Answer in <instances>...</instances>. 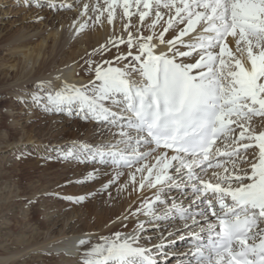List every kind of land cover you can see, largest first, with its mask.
<instances>
[{"label": "snow or ice", "instance_id": "obj_1", "mask_svg": "<svg viewBox=\"0 0 264 264\" xmlns=\"http://www.w3.org/2000/svg\"><path fill=\"white\" fill-rule=\"evenodd\" d=\"M24 6H38V0L35 5L27 0ZM88 9L85 4L81 15ZM117 9H122L128 37L109 38L93 49L100 59L86 61L88 82L65 83L59 90L39 82L30 97L45 112L75 113L119 129L116 143L73 144L58 150L61 159L135 168L129 173L131 183L135 185L140 174V189H156L154 199L143 204L149 219H137L127 232L101 236L84 251L83 264H162L156 254L164 256L167 245L143 233L146 223L168 219L184 220L187 230L200 225L201 232L208 233L207 243L194 235L190 264H264V131L256 133L247 123L253 116L264 117V0H103L91 10L96 22L103 24L106 14L113 25ZM134 16L138 27L132 23ZM86 26L81 23L77 31ZM160 46L165 50L157 51ZM218 140L224 150H213ZM160 149L173 154L153 155ZM217 156L225 157L232 170L219 161L214 165ZM150 157L154 163L148 162ZM212 167L224 170L223 175L212 174L214 183L197 172ZM88 175L95 179L94 173ZM120 175L117 172L113 181ZM185 187L192 196L188 206L174 197L170 203L163 198L166 190ZM85 198L67 199L82 203ZM157 204L164 207L158 211ZM141 212L129 211L113 224L127 229L126 222Z\"/></svg>", "mask_w": 264, "mask_h": 264}, {"label": "rangeland", "instance_id": "obj_2", "mask_svg": "<svg viewBox=\"0 0 264 264\" xmlns=\"http://www.w3.org/2000/svg\"><path fill=\"white\" fill-rule=\"evenodd\" d=\"M63 1L38 0L39 6H36V8L44 13L41 12L40 14L43 17L42 20L37 21L29 17L30 9L36 8L35 6L25 7L24 4L27 0H0V32L2 34L9 31L11 33L28 32L30 31L29 26L32 24L34 28L31 29L38 30L40 33L46 32V34H49L50 31L46 30L47 24L44 25V21L48 25H51L55 20L56 25L58 21L69 13H74L77 11V8L79 10L80 6H77L74 10H53L48 6L50 3L60 5L64 3ZM99 2H103V0ZM36 3L37 0H33V4L35 5ZM45 10L48 13L50 12V14ZM88 18L86 16L85 19H81L82 23L87 22V26L84 29H88L89 27L90 21ZM113 29L114 26H112ZM82 32L81 34L85 33L84 31ZM73 39L76 40V38ZM232 49L235 52L234 45ZM5 55L6 53L1 51L0 57L3 58ZM20 58V55L16 56L17 60ZM30 65L32 66V63ZM67 65H71V63ZM8 71L11 73L13 69L11 70L10 68ZM7 77L9 84L13 82V85H15L17 83L15 81L16 79L12 78V75H8ZM85 82L87 83V81H84V84H86ZM37 85L31 86V88L26 90L23 100H20V97L16 94L8 95V92L5 93L4 91H2V93L4 92L3 94H0V100L4 103L0 105V123H3L0 124V256L1 254L18 252V247L25 248L38 242L35 245V249H28L29 251L27 250L15 264H50L56 260L68 261L72 255L68 256V254H64L63 252L54 251L50 247L51 243L59 240L61 238L59 235L64 233H67V235H76L80 232L87 235V238L90 240L95 238L100 235V232L109 229L108 227L110 226L108 224L100 228V230H94L96 216L101 212L108 213L111 210L115 211L114 209L118 208V205H125L126 202L129 203L128 208H133V211L137 208L142 209L138 217L130 218L126 222L128 223L129 229L134 226L137 219L147 221L148 218L143 220L145 216L143 215V204L146 200L154 199L153 194L156 191V189L149 188L147 185L143 189L139 188L140 174H137L136 184L133 185L131 183L129 173L135 171V168L117 169L109 163H81L77 160L61 159L58 150H66L73 144H89L93 147L98 145L102 146L111 144L110 137L116 142L120 139L116 135L119 129L107 124L97 123L93 120L86 121L75 113L74 115H68L65 113L56 114L45 112L42 108L33 104L30 99L31 95L38 91ZM59 89L60 87L51 88V90ZM46 90H48L47 87ZM259 118L260 116H253L251 121L247 122L248 126H252V123L257 122ZM90 127H93L92 134L87 138L85 134L89 131ZM29 137L31 139L28 141ZM9 140L10 142L8 144H2L4 141ZM119 147L124 146L119 145ZM143 150L145 151L146 149ZM156 154H158V151L153 155ZM148 162L154 163L151 157ZM25 166H31L34 170L26 178L21 175L24 172L22 170L26 168ZM138 166L136 165V167ZM90 172L95 174V179L89 177L88 173ZM117 172L122 173V175L113 181V177ZM204 172L215 179L212 175L214 171L204 170ZM216 173L224 174L223 168ZM109 181H113V183L106 189L104 186ZM173 190H179L185 194L189 192L191 194L187 187L182 190L171 189L170 191ZM170 191H165L163 194L164 199L172 195L173 192L171 193ZM90 193L92 194L91 196H89ZM185 194L182 195L185 196ZM79 196L86 197L82 203H72L67 199L68 197ZM169 202H171V199H169ZM157 206L158 204L155 205L156 209ZM31 214L40 218L50 217L51 222L46 228H40L37 224H34V221H32L31 225L30 223L27 224ZM122 216H124L123 210L120 211L118 217L122 218ZM118 217L113 221H116ZM210 218L211 216H209ZM52 219H55V221L53 222ZM197 219L201 223L204 222L200 217H197ZM188 223L191 224V220ZM157 224L159 225L158 228L156 227ZM184 224V220H179V222L174 220L172 225L165 227L162 226L161 221L146 223L144 232L153 231L157 233L158 238L163 234V239H165L171 237L168 236L169 232L180 234L186 231L187 229H184ZM179 225L182 227H179ZM7 226H10L11 229L8 230L6 228ZM198 226L200 225H194L192 227L196 228ZM120 227L122 226L115 224L114 228ZM190 236L184 235V237L191 239ZM151 238L153 240L155 239L154 236ZM17 241H20L22 244H18ZM185 243L179 241L176 249L172 253L169 250H164L167 256L163 261L170 263L180 258L178 260L180 264H189L191 258L190 253L185 252L183 249L187 246ZM45 245H47L46 248H41ZM83 247L80 246L79 253L75 256L76 258L81 256L80 251H82ZM163 257L160 256L159 259ZM183 258L187 259L185 263L182 261ZM77 261L75 260L73 264ZM81 264H83V261Z\"/></svg>", "mask_w": 264, "mask_h": 264}, {"label": "bare ground", "instance_id": "obj_3", "mask_svg": "<svg viewBox=\"0 0 264 264\" xmlns=\"http://www.w3.org/2000/svg\"><path fill=\"white\" fill-rule=\"evenodd\" d=\"M59 1H63V0H59ZM99 1L100 0H93V2H91V0H64L63 4L67 3V4L73 5V7L71 8L73 10L74 8H77V6H80L79 10L77 8V11H75L74 13L71 12L68 15L66 14L67 16L63 17V19L58 21L56 25H55V20L51 25H48V23L44 21V25L47 24L46 30L50 31L49 34L48 33L46 34V32L40 33L38 32V30L31 29V28H34L32 24H30L29 26L30 31L28 32H17V33L12 32L11 33L9 31L5 34H2V32H0V53L1 51H4L6 53L5 57L3 58L0 57V94H3L4 92L5 93L8 92L7 93L8 95L16 94L17 96L20 97V100H23L26 90L28 88H31V86H36L39 82H45L46 85L48 84V82H50L51 88H54V87L61 88L65 83L81 85V84H84V81L88 82V79L90 78V74H86V69H87L86 61L100 59L98 56H94L92 54L93 49L97 48L100 44L105 43L109 38H116V37L123 36L126 40L128 37L127 31L123 30V24L126 21L125 19H122L121 17L122 9H117V16L114 20L113 25H109L107 23L106 14L104 17L101 18L104 21L103 24H100L99 22L95 21V13H93L91 9H92V6H94L97 3L103 4V2H99ZM85 4L89 5V9H88L87 14L82 16L81 13L84 11ZM41 12L44 13L41 10L39 11L38 8L30 9V16H29L30 19H35L37 21L42 20V19H38L39 17H42V15H40ZM48 14H50V12ZM81 16L84 19L86 18V16L92 17V19L88 18V20L90 21L88 29L82 30L85 32L84 34H81L82 31H77V29L79 28V25L82 23V20H81L82 18H80ZM132 23L138 27L139 26L138 18L135 16L132 17ZM112 26H114L113 30H112ZM157 31H159V28H157ZM143 34L144 35L149 34V30L145 28ZM72 38H76V40L75 39L72 40ZM168 38H171L170 34L166 36V39ZM185 39H187V37ZM229 43H230L229 46L231 48L233 45L235 46L234 41L232 39L229 41ZM121 49L123 50V45H121ZM163 50H165L164 46H160L157 51H163ZM67 53H69V55H67ZM18 55L21 56L19 60H17L18 58L16 59V56ZM236 55L239 56L240 54H236ZM30 63H32V66L30 65ZM69 63H71V65H67ZM29 66L31 67L29 68ZM10 68L11 70L13 69L11 73H9L8 71V69ZM8 75L9 76L12 75V78L16 79L15 81L17 83L15 85H13V82L10 84L8 83L9 82L8 77H7ZM19 81L21 82L19 83ZM2 91L4 92L2 93ZM1 104H4L2 100H0V105ZM0 124H3V123L1 122ZM254 125L255 127H253ZM92 128L90 127L89 131L85 134L87 138L91 136ZM249 128L250 130L256 133H259L260 131H264V117H260L258 121L255 123H252V126H249ZM238 134H239V130L237 128L236 135ZM30 139L31 137L28 138V141ZM110 141H112L111 144L116 143L114 142V140H112L111 137H110ZM9 142L10 140L4 141L2 144H8ZM218 146L221 147L222 150H224V144L222 142ZM141 151H144V150L141 149ZM157 151L159 153L161 150H157ZM168 154L172 155L173 153H168ZM217 161L224 163V166H227L229 171L232 170L230 167V164L226 163L225 157L217 156L213 158V162L216 163ZM28 166H25L26 167L25 169L23 168L24 170L22 171L24 172H22L21 174L22 177L24 176L26 178L31 173H33L34 171L33 168H31V166L30 167ZM21 167H24V166H21ZM212 170L214 172H219L220 168L217 169L214 167ZM197 172H199L198 169H197ZM172 174L175 175L174 171L172 172ZM220 175H223V174H220ZM209 181L214 183L215 179L209 178ZM170 192L171 193L173 192V193L172 195L167 197L168 200L174 197L177 203L182 202L185 207L191 203L192 196L189 192H186V194L179 190H176V191L173 190ZM181 193L185 194V196H183ZM128 205L129 203L126 202L125 205H118L117 206L118 208L114 209L115 211H112V210L111 212L109 211L108 212L109 214L105 212L104 213L101 212L99 215H97L95 218L96 224L93 227L94 230H97V229L100 230V228L108 224H110V226L108 227L109 229L100 232V235L96 236L95 238L91 240L87 238V235H84V233H80V232H78V234L76 235H67V233L59 235L61 238L59 240L54 241V243H51V246L50 245L49 246L53 248L54 251L56 252H63L64 254H68V256L72 255L73 257L71 256V258L69 260L67 259L68 261H65V262H63V260H56L55 262H52L50 264H73L75 260L76 261L79 260L77 262L78 264H81L82 261L85 259L83 255L84 251L90 248L92 244L100 242L99 238L101 236H110L114 231H117V230L125 231V232L131 230L129 228L125 229L123 227L115 229L114 228L115 224H112V221L116 219V217H118L121 210H123L124 215H126L129 211H133V208L129 209ZM105 206H107V204H105ZM163 207L164 206L162 205L160 206L158 205L157 210H160ZM49 218L48 217L46 218L35 217L34 214H31L27 224L30 223L31 225L32 221H34V224H37L40 228L42 227L46 228L47 225H49L51 222ZM146 218L148 217L144 216L143 220H145ZM213 219L214 218L212 217L210 218V220H213ZM168 220L161 221V223L163 224L162 225L163 227L172 225L174 220H176V222H179V220L181 219H170L169 221ZM54 221L55 219L53 220V222ZM201 224H204V222H202ZM179 227H182V226L179 225ZM204 227L206 228V224H204ZM6 228H8V230L11 229L10 226H7ZM51 234H54V233H51ZM207 234L208 233L206 231L201 232V227L198 226L196 228L191 227V230L183 231V233H180V234L176 233L175 235L171 237H167L165 239L158 238L157 233L153 231H147V233L143 235L145 237L154 236L155 243L165 242L164 244H166L167 247L164 250L165 251L169 250L170 253H172L176 249V245H178L179 241L186 242L185 243L186 245H187V242L189 241L188 245L183 248L185 252H189L187 250L190 248H193L191 247L189 243L190 242L191 244L197 243V241L193 238L194 235H199L202 238H205ZM184 235L186 236L191 235L190 236L191 239L184 237ZM178 238H180L179 241H177ZM81 239L90 241V243L86 244L83 247L82 251H80L81 256L79 258H76L75 256L78 255L79 250H80V245L78 242ZM17 243L22 244L20 241H17ZM37 243L38 242L33 243L30 246H27L25 248L18 247L17 249L18 252L7 253L3 255L1 254L0 264H15V262L18 261L19 258H22L21 256L25 254L28 249L30 250L32 248L35 249L36 247L35 245H37ZM46 247L47 245L42 246L41 248H46ZM166 256L167 255H164L163 259L166 258ZM157 258L159 259L158 256ZM178 260H180V258H177L171 261L169 264H180ZM182 261L185 263L187 259L183 258ZM192 264H195V262L193 261Z\"/></svg>", "mask_w": 264, "mask_h": 264}]
</instances>
